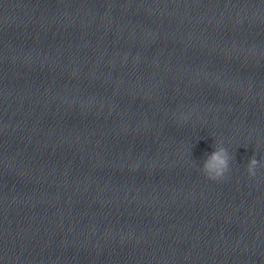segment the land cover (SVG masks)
<instances>
[{"label": "water", "instance_id": "1", "mask_svg": "<svg viewBox=\"0 0 264 264\" xmlns=\"http://www.w3.org/2000/svg\"><path fill=\"white\" fill-rule=\"evenodd\" d=\"M254 154L264 0H0V194L74 264H264Z\"/></svg>", "mask_w": 264, "mask_h": 264}, {"label": "clouds", "instance_id": "2", "mask_svg": "<svg viewBox=\"0 0 264 264\" xmlns=\"http://www.w3.org/2000/svg\"><path fill=\"white\" fill-rule=\"evenodd\" d=\"M189 118V115L181 113L178 122L181 124L187 123ZM213 148L214 151L206 154L199 170L207 179L219 182L230 175V162L234 159V156L229 153L222 140H216ZM262 167H264V164H261L254 154L246 165V172L250 178H255L258 175V169Z\"/></svg>", "mask_w": 264, "mask_h": 264}]
</instances>
